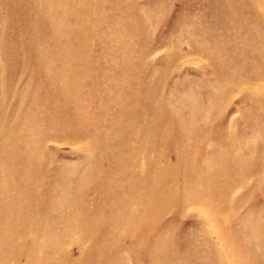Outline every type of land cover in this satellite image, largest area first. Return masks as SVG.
<instances>
[{"label":"rangeland","instance_id":"rangeland-1","mask_svg":"<svg viewBox=\"0 0 264 264\" xmlns=\"http://www.w3.org/2000/svg\"><path fill=\"white\" fill-rule=\"evenodd\" d=\"M0 264H264V0H0Z\"/></svg>","mask_w":264,"mask_h":264}]
</instances>
